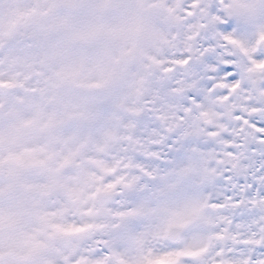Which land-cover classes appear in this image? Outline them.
I'll return each mask as SVG.
<instances>
[{"label": "clouds", "instance_id": "clouds-1", "mask_svg": "<svg viewBox=\"0 0 264 264\" xmlns=\"http://www.w3.org/2000/svg\"><path fill=\"white\" fill-rule=\"evenodd\" d=\"M0 84V264H259L264 0H0Z\"/></svg>", "mask_w": 264, "mask_h": 264}, {"label": "snow or ice", "instance_id": "snow-or-ice-1", "mask_svg": "<svg viewBox=\"0 0 264 264\" xmlns=\"http://www.w3.org/2000/svg\"><path fill=\"white\" fill-rule=\"evenodd\" d=\"M8 85L0 84V87H7ZM182 226V225H178ZM198 255L196 252L191 251H177L175 253L168 254L164 257H161L156 261V264H180L182 257H193ZM252 262H259V264H264V247H257L253 249L251 255Z\"/></svg>", "mask_w": 264, "mask_h": 264}]
</instances>
